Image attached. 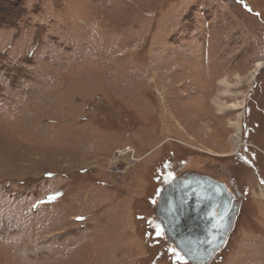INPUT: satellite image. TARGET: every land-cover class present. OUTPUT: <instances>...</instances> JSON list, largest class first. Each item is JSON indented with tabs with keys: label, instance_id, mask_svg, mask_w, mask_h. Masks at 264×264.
Returning a JSON list of instances; mask_svg holds the SVG:
<instances>
[{
	"label": "rangeland",
	"instance_id": "374dc122",
	"mask_svg": "<svg viewBox=\"0 0 264 264\" xmlns=\"http://www.w3.org/2000/svg\"><path fill=\"white\" fill-rule=\"evenodd\" d=\"M259 61L264 0H0V264H195L153 219L182 160L248 190L207 264H264Z\"/></svg>",
	"mask_w": 264,
	"mask_h": 264
},
{
	"label": "flooded vegetation",
	"instance_id": "af4514ba",
	"mask_svg": "<svg viewBox=\"0 0 264 264\" xmlns=\"http://www.w3.org/2000/svg\"><path fill=\"white\" fill-rule=\"evenodd\" d=\"M260 126L261 125L257 122H255L252 126H247L248 128L246 129L245 134L243 136L245 142H243L241 147L232 154L234 163H244V166H246L245 164L252 166L256 163V161H258L257 153L256 151L250 150V146L253 147V145L249 144L248 141L249 138L252 137L253 133H257V129L260 128ZM205 152L209 153L207 151ZM210 154L222 157H228L229 155H231H223L211 152ZM188 162L189 161L187 160H182L181 164L176 165L175 168L168 169H164V167L166 166L165 163V166L161 167V169L158 170L156 175V181L158 182V186L156 187L155 193L151 198V201H153V206H155L156 209L154 211L153 219L156 223L160 225L170 219L169 216H166L165 212L162 213L160 211L163 199H169V201H174L181 194L186 199L190 198L191 200L194 196L196 197L197 192L201 195V197L204 198V200L202 201L203 206L201 207V212L203 214L201 217L204 222H208L210 219H213V221H218L220 224L228 223V217L229 214H231L230 223L232 231L234 227V222L240 216L242 203L247 200L246 193L248 192V190H240V188L236 186V182L233 177H230L227 181L217 176L220 175V170L225 169V165L212 164V170L216 173L214 175L198 171H192L190 169L184 168L183 166L186 165ZM205 203H207L208 206H206ZM162 230L164 236L174 245L173 238L171 237L170 233L166 234L163 228ZM224 234L225 225H223L222 227H218L216 229V234H214L210 230H203L200 237L203 239L211 238L214 243L210 249V255H208L205 260H203V262H201L202 259L197 258L194 263H209L225 247L228 238L227 240H225L224 243H222V238L225 236ZM176 251L179 254L183 255L179 250L176 249Z\"/></svg>",
	"mask_w": 264,
	"mask_h": 264
},
{
	"label": "water",
	"instance_id": "95a60500",
	"mask_svg": "<svg viewBox=\"0 0 264 264\" xmlns=\"http://www.w3.org/2000/svg\"><path fill=\"white\" fill-rule=\"evenodd\" d=\"M203 197L196 192V197L193 199L185 198L183 195H179L174 201L169 199H163L160 207L162 213H166L170 219L167 222L162 223V228L166 234L170 233L173 238V242L177 249L189 260L195 262V260L205 258L210 255V249L214 243L211 238L203 239L200 237L203 230H210L216 234V229L225 225V236L222 238V243L227 240L231 231V214L228 217V223H219L210 219L208 222H204L202 219L201 207ZM208 206L207 203H205Z\"/></svg>",
	"mask_w": 264,
	"mask_h": 264
},
{
	"label": "bare ground",
	"instance_id": "6f19581e",
	"mask_svg": "<svg viewBox=\"0 0 264 264\" xmlns=\"http://www.w3.org/2000/svg\"><path fill=\"white\" fill-rule=\"evenodd\" d=\"M263 65H264V61H259L258 62V64H257V66H256V68H255V70L256 71H258V70H260L261 68H263ZM166 76H170L171 77V75H166ZM173 77V76H172ZM237 83L236 84H239L240 82H241V77L240 76H237ZM170 83V82H169ZM220 83L222 84V85H225L226 86V89L228 90V91H225V89H224V91L225 92H230L231 91V89H232V87H234L233 86V84H229V82L227 81V79L226 78H224V79H221L220 80ZM188 86L189 85H184V87H185V89H187L188 88ZM224 86V87H225ZM198 92V91H197ZM224 95V94H223ZM188 97V96H187ZM201 97V96H200ZM162 99H164L163 98V95H162ZM212 100H213V102H214V104L218 107V109L220 110V111H222V110H224V109H238L239 107H241V105L243 104V103H240V102H234V103H231V104H229V105H226L223 101H221V98H220V94H217V95H215L213 98H212ZM162 102V101H161ZM237 136H239V134L237 135ZM129 147V146H128ZM127 152V147L126 148H124L123 150H121V151H118L117 153H116V155H115V159H117L119 156H122L123 154H124V152ZM128 153V152H127ZM168 193V192H167ZM263 196H264V194H262ZM219 205V204H218ZM224 209V208H223ZM219 220V219H218Z\"/></svg>",
	"mask_w": 264,
	"mask_h": 264
},
{
	"label": "built area",
	"instance_id": "2783aa9c",
	"mask_svg": "<svg viewBox=\"0 0 264 264\" xmlns=\"http://www.w3.org/2000/svg\"><path fill=\"white\" fill-rule=\"evenodd\" d=\"M127 152H128L129 154H132V155L134 156L135 153H136V150H135L133 147L129 146V147H127ZM134 157H135V156H134Z\"/></svg>",
	"mask_w": 264,
	"mask_h": 264
},
{
	"label": "crops",
	"instance_id": "0c3cea01",
	"mask_svg": "<svg viewBox=\"0 0 264 264\" xmlns=\"http://www.w3.org/2000/svg\"><path fill=\"white\" fill-rule=\"evenodd\" d=\"M262 177H264V176L262 175Z\"/></svg>",
	"mask_w": 264,
	"mask_h": 264
}]
</instances>
